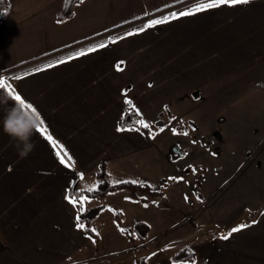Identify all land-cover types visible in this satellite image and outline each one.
Here are the masks:
<instances>
[{"label":"crops","instance_id":"crops-1","mask_svg":"<svg viewBox=\"0 0 264 264\" xmlns=\"http://www.w3.org/2000/svg\"><path fill=\"white\" fill-rule=\"evenodd\" d=\"M7 1L11 11L0 24V76L34 102L53 137L74 157L75 168L60 164L51 143L35 131L34 148L21 157L0 127V264H124L112 255L121 246L111 237L105 235L103 241L101 231L94 240L75 227L76 209L65 196L74 184L80 190L97 182L99 187L102 166L111 183L141 176V168L144 174L145 152L153 140L141 130H118L131 108L125 95L152 127L167 114L172 119L185 107L215 96L233 98L243 88L258 96L264 88V0L181 16L122 35L95 52L15 76L9 75L12 70L86 48L99 38L105 41L128 22L183 10L196 0H83L65 21L58 14L66 0ZM81 171L82 178L73 174ZM121 191L86 202L87 211L105 207L91 223L118 208L114 199L122 198L138 213L133 227L141 221L150 232L159 227L156 215H142L139 207L148 204ZM258 227L253 223L227 239L219 235L194 245L197 264H264V242L246 236L259 232L253 231ZM121 229L118 225L119 233ZM107 248L114 249L111 259L109 251L103 252ZM175 253L154 255L144 264H171Z\"/></svg>","mask_w":264,"mask_h":264},{"label":"rangeland","instance_id":"rangeland-1","mask_svg":"<svg viewBox=\"0 0 264 264\" xmlns=\"http://www.w3.org/2000/svg\"><path fill=\"white\" fill-rule=\"evenodd\" d=\"M179 8L163 10L150 18ZM130 24L115 28L111 36L127 31L136 23ZM102 40L99 38L94 44ZM27 67L12 70L9 75ZM250 89L243 88L237 93L239 89L233 98L215 96L201 104L189 105L172 119L167 114L159 125L154 123L156 126L150 130L153 146L145 152L144 174L141 168V176L130 174L124 179L162 192L159 198L145 196L147 207H139L143 217L151 219L152 214L156 215L154 219L155 223L159 220V227L149 232L146 241L133 242L122 231L123 236L119 233L115 213L110 211L97 218L91 227L98 230V235L103 232V241L106 235L121 246L117 250H103L109 251V259L113 250L114 259L124 260V264H137L138 259L149 261L161 253L168 256L174 251L192 249L200 242L215 240L238 223L251 225L252 221L259 226L253 231H260L247 233V240L264 242V88L259 89L258 96ZM174 145L184 151V156L169 153ZM121 192L129 196V192ZM114 201L120 203V227L133 229L138 213L126 206L129 203L122 198Z\"/></svg>","mask_w":264,"mask_h":264},{"label":"snow or ice","instance_id":"snow-or-ice-1","mask_svg":"<svg viewBox=\"0 0 264 264\" xmlns=\"http://www.w3.org/2000/svg\"><path fill=\"white\" fill-rule=\"evenodd\" d=\"M177 0H172V3H176ZM248 0H196V2L192 3L190 7L183 8V10L179 11H169L161 16H157L156 18H150L147 19L141 26L132 28L130 31H125L123 36H129L135 33L143 32L145 29L165 23L169 20L176 19L181 16H186V15H192L197 12H202L206 11L209 9H214L218 8L221 5H227V6H234L236 4H241V3H247ZM146 15V14H145ZM123 37L121 36H111L109 35L105 41H101L96 44H89L86 48H78L74 52H70L67 56L63 57L61 60H56L53 61L52 64H58L62 63L63 60H71L74 59L78 56L84 55L89 52H95L97 49H100L102 47H105L107 43L110 42H115L117 40L122 39ZM52 64L46 65L45 67H50ZM35 71V70H34ZM0 89L4 90L11 98L13 101L18 102L24 109L25 111H30L31 113H34L35 116L38 118L39 123L36 124L35 126V133L40 137L45 139L47 142H50L53 149L55 151V155L57 159L59 160L60 164L64 165L67 169H74L75 168V159L74 157L69 153V151L66 149L65 145L58 139H55L51 132L49 131L48 126L45 124L44 118L41 117L40 111H38V107L34 104V102H31L30 100L26 99L19 91H17L11 83L8 82V77L6 76H0ZM125 93L127 92V89L123 90ZM125 103L129 106H131V109L134 110L135 112L139 113L140 110L136 107L135 104H133L132 98L128 97L125 95L124 97ZM168 106L165 105V108ZM140 126H142L144 129H148L151 127V123L144 119V118H139L138 120H133L131 124L127 125H122L118 128L119 131H139ZM161 131L163 129H160ZM173 132H176L177 129H172ZM193 170L195 168L193 167ZM74 175H77L78 177L82 178L84 173L81 171L79 173H73ZM171 179L175 180H180L183 179V177H171ZM98 183H94L89 188L87 191L89 193L94 192L97 187ZM112 183H119L117 180H113ZM72 192H77V189L73 187ZM90 195H85V194H77V195H72L69 193L68 195L65 196V199L74 206L76 209L74 220H75V227L77 229H85L87 226L84 223H81V220L83 219V214L87 211L86 208V202L90 200ZM126 199H131L130 197H126ZM111 207V206H108ZM253 223L255 221H252ZM248 227L247 224L244 223H238L235 226H233L227 234H221V237L224 239H227L232 233L237 232L243 228ZM121 231H124V229H121ZM92 233H97L98 230L95 227L91 228ZM167 248L168 245H165ZM187 251L191 253L192 255L190 256L189 259H184L181 260L178 257L175 259L170 258L171 264H197V259L194 255V250L191 248H188Z\"/></svg>","mask_w":264,"mask_h":264},{"label":"trees","instance_id":"trees-1","mask_svg":"<svg viewBox=\"0 0 264 264\" xmlns=\"http://www.w3.org/2000/svg\"><path fill=\"white\" fill-rule=\"evenodd\" d=\"M83 0H66L64 8L59 12L58 14V20L59 21H65L67 19H70L71 17H73L74 15V11H75V7L82 2ZM11 11L10 5L8 3L7 0H0V24L2 22H4L6 20V18L9 16ZM131 23V22H129ZM133 23V22H132ZM143 23H139L137 24L135 27H139L141 26ZM133 27V28H135ZM132 28L128 29L127 31H130ZM124 34V32H121L119 34L113 35V37L115 36H122ZM70 53V52H69ZM69 53H64V54H60V55H55L54 57H50L49 59H46L45 61L41 62L40 64L34 65L32 67L26 68L23 71H20L18 74L16 75H20L23 73H26L27 71H30L32 69H36V68H40L43 67L45 65L51 64L53 61L56 60H60L63 57L67 56ZM15 76V75H14ZM139 118H141V116L135 112L134 110H132L130 108V111L124 116V118L122 119L120 125H127V124H131L133 120H138ZM152 126L148 129H144L142 126H140V130L142 132H144L146 134V136L149 138L150 136V130H151ZM99 178L101 180L99 187L92 193H89L87 190H80L79 187L74 184L70 190L69 193H71L72 195H77L79 194H85V195H90V199H103L108 193H112V192H116V191H121V190H125L127 192H129V194L131 195V197L133 199L136 200H144L143 202L146 203V201L148 199L145 198V196H150L153 198H157L162 196V192L158 191V190H154L152 189L149 185H143L140 183H135L132 181H124V182H120V183H111L109 180V176L108 174L105 172L104 167L102 166V168L100 169V171L98 172ZM73 187H75L77 189V192H72ZM105 207L104 206H98L93 208L92 210L85 212L83 214V219L81 220V223L86 224V228L83 229L86 234L94 239L97 240V234L96 233H92L91 232V221L94 217H96V215H98V213H100ZM111 210L116 214L117 218H118V224L122 225L121 222V212L119 211V209L117 207H111ZM124 229V231H122L131 241L136 239H139L141 241H146V239L148 238V234L150 232V226L145 223V222H137L135 224V226L133 227V229ZM134 242V241H133ZM192 254L189 253V251L187 250H182L178 253H176L172 259L175 258H179L181 260L184 259H189L190 256ZM195 255V254H194ZM196 257V255H195ZM144 260L143 259H138L137 260V264H144Z\"/></svg>","mask_w":264,"mask_h":264},{"label":"clouds","instance_id":"clouds-1","mask_svg":"<svg viewBox=\"0 0 264 264\" xmlns=\"http://www.w3.org/2000/svg\"><path fill=\"white\" fill-rule=\"evenodd\" d=\"M6 93H0V106H3V114L0 115V127L15 141V146L21 157L28 155L34 148L32 140L35 126L39 123L34 113L25 111L18 103L12 100Z\"/></svg>","mask_w":264,"mask_h":264},{"label":"water","instance_id":"water-1","mask_svg":"<svg viewBox=\"0 0 264 264\" xmlns=\"http://www.w3.org/2000/svg\"><path fill=\"white\" fill-rule=\"evenodd\" d=\"M169 153H170L171 155H176V154H178L179 156L182 155V152H181V150H180V148H179L178 145H174V146H172V147L170 148V150H169Z\"/></svg>","mask_w":264,"mask_h":264}]
</instances>
